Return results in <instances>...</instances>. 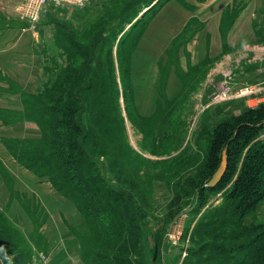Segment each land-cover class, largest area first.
Listing matches in <instances>:
<instances>
[{"label":"trees","instance_id":"obj_1","mask_svg":"<svg viewBox=\"0 0 264 264\" xmlns=\"http://www.w3.org/2000/svg\"><path fill=\"white\" fill-rule=\"evenodd\" d=\"M166 1L156 0L154 6H146L143 8L145 10L139 6L126 17L134 19L142 12L134 22L138 24L148 10L154 9L137 38ZM94 29L99 30L97 27ZM92 31L87 35L89 39L86 45L75 40L73 34L61 35L60 38V34L57 31L55 33V44L65 53L66 62L50 69L51 79L44 91L46 101L54 102L49 103L47 109L57 112L60 107L57 121L64 128V151H58V142L53 137L49 141L52 150L44 151V146L29 145L19 153L14 152V155L28 169L34 170L36 166L38 170L45 169L46 177L56 187L59 186V179H63L64 184L74 192L73 198L81 203L82 217L87 224L84 223L89 226L86 228L87 234H91L89 238L100 231V248L103 250L92 251L88 244H80L85 263L155 264L162 258L166 244L159 231L152 232V240L148 238L146 220L150 208L149 190L140 185L143 181L123 172L127 169L121 167L123 163L104 160L98 164L95 160V156H109L99 133H107L105 128L109 121L115 120V115L106 112L107 103L102 92L111 89L112 96L116 97L117 90L114 66L107 56L112 46L110 48L109 39H105V30L100 29L95 34ZM61 39L64 40L61 42ZM65 42L67 45H63ZM106 42L108 51L103 59L101 48ZM124 42L125 39H120L118 46H123ZM134 45L135 42L131 47ZM78 55L81 58L79 62ZM260 105L220 121L208 133L206 159L196 168L191 178L182 185L178 183V186H174L176 193L167 205L169 219L176 215V206L181 208L183 197H192L197 201L192 214L197 215L198 220L189 238L191 246L181 248L186 252L182 264H264V223L244 225L246 214L264 198V139L257 138L264 127V103ZM94 109H98V113ZM33 110L32 115L28 116L36 120L32 117L36 112ZM85 112L89 116L87 125L82 119ZM152 117H144L143 121ZM53 130L56 131L55 128ZM154 134L156 137L157 134ZM34 147L42 148L43 151L34 150ZM223 150L226 154V169L222 177L214 187H204L220 165ZM167 160H151L150 163H165ZM239 160L240 170L231 182L230 176L236 170ZM113 170L116 181L111 175ZM226 186L228 189L223 191L222 204L203 212L208 200L205 194ZM5 242L10 244L0 249V264H28V247L18 253V243ZM178 253L180 257L181 252Z\"/></svg>","mask_w":264,"mask_h":264},{"label":"rangeland","instance_id":"obj_2","mask_svg":"<svg viewBox=\"0 0 264 264\" xmlns=\"http://www.w3.org/2000/svg\"><path fill=\"white\" fill-rule=\"evenodd\" d=\"M155 2L156 0H89L82 8H76L82 9V20L80 22L74 21L77 18V12L80 10L66 8L64 9L68 15L66 20L62 21V23L53 18L51 20L56 25V31L60 34L59 37L73 34L74 39L81 45H86L85 42L89 39L87 35L92 30L93 34L100 31V29L101 31L105 30V39L108 38V45L110 48L112 46V50L107 56L114 66L117 93L116 97L112 96L111 89L102 93L107 103L106 112L110 113V115H115V120L109 121L105 128L108 131L107 133L102 131L99 133L110 154L107 157L95 156V160L98 164L103 163L104 160H111L112 162L117 160V162L124 164L121 167L127 168L123 170L125 174H130L132 177L143 181L140 185L149 190L148 196H150L149 215L146 220L149 231L148 238L152 240V234L159 231L166 244V250L161 254L162 258L158 259L155 264H182L186 252L182 251L181 248L187 249L191 246L189 238L198 220V216L192 214L197 201L193 200L192 197H183L180 202L181 208L179 209L176 206V215L169 219L167 216V205L176 193V187L174 186H178V183L182 185L184 181L191 178L196 173V168L206 159L208 133L220 121L231 119L249 109L261 106L260 104L264 103V93L259 94L261 89L256 87L260 100L255 99L250 101V103H248L246 97L214 99V94L221 85L220 82L214 86L208 95L207 92L202 95L200 91L194 89L192 83H189L184 86L178 98L172 101L164 99L160 102L152 117L153 119L143 121L145 118L138 114L137 108L134 106L128 74V58H126L125 54L128 53L132 44L136 42L139 32L146 25L148 17L154 12V9L148 10L145 13V17L141 18L142 22L138 24L134 22L142 15V12L138 13L136 19H126V17L130 16L132 10H137L139 6L142 9L146 6L151 8L155 5ZM15 8L13 13L16 14ZM53 8L57 10L60 7ZM51 10L53 9L47 10L40 21ZM17 18L19 21L25 22L27 26L31 24L26 18L18 16ZM40 21L37 23H40ZM133 24L136 25L131 27ZM96 27L99 30L95 31L94 28ZM122 38L125 39V45L123 44V46L119 47L118 43ZM63 40L61 39L60 41L62 42ZM63 45H67L66 42ZM108 45L106 42L101 48L103 49L101 54L103 59H105V52L108 51ZM256 45L258 48L254 52L262 53L264 45ZM63 55L66 57L65 53ZM77 59V62H79L81 59L79 55ZM224 60L225 58L216 61L212 65L211 70L216 68L219 71L220 67L224 66ZM243 87L245 86L240 88ZM45 88L46 85L42 89L43 93L40 92L36 95L37 97L29 96L26 99L27 117L32 115L31 111L35 109L33 111L36 112L32 117L43 128L42 141L28 142L27 147L36 145L44 146V151L52 150L49 141L53 140L54 137L58 142V151H64V128L57 121L61 110L60 107L57 112L47 109L49 107L48 104H54V102L46 101ZM240 88L237 87L236 89ZM237 102H242L245 108L233 112L234 105ZM94 112L98 113V109H94ZM14 116L18 117V114H14ZM82 119L83 123L87 125L89 119L87 112L82 114ZM98 120L100 121L101 119L99 118ZM54 128L56 131L53 130ZM154 133L157 134L156 137ZM257 138L264 139V127L258 133ZM33 149L43 151L39 147H34ZM164 159H169V161L167 160L165 163H150L151 160L162 161ZM240 162L239 160L236 170L230 176L231 182L240 170ZM13 175L16 179L22 177L23 182L27 183L23 169L18 172L13 171ZM111 175L116 181L114 170ZM118 176L120 177V174ZM262 178L264 179V173H262ZM58 183L59 186L55 187L59 190V193L74 204L76 211L81 216V203L76 202L75 198H73L74 192L69 186L64 184L63 179H59ZM203 186L206 187V184ZM226 188L227 186L216 192L205 194L208 200L202 211L204 212L206 209H213V207L221 205L222 200H224L223 191ZM13 199L14 196H10L9 203ZM22 207L25 210L23 213L13 212L10 209V205L0 208V228H3L2 233L0 232V249L5 244H10L5 241H15L18 243V253L22 252L25 247L29 248L28 264H87L82 256L79 262L65 260L62 258L64 255L61 257L63 247L59 241L60 239L63 242L65 240L61 235L60 229L55 227L56 220H52V218H55L52 215L54 212L44 206L40 208V204L35 200L33 202L27 199L23 200ZM64 222L68 229V234L72 235L71 238L78 242L79 245L88 244L92 251L103 250V248H100L102 239H100V231H97V234H93L89 238L91 234H87L88 230L86 232L83 229L80 218L74 213L68 219H64ZM261 223H264V198L244 218L245 226H256ZM179 251L181 252L180 257L177 256Z\"/></svg>","mask_w":264,"mask_h":264},{"label":"crops","instance_id":"obj_3","mask_svg":"<svg viewBox=\"0 0 264 264\" xmlns=\"http://www.w3.org/2000/svg\"><path fill=\"white\" fill-rule=\"evenodd\" d=\"M21 1L0 0V208L10 205L13 212L23 213L25 199L49 208L65 240L59 241L61 257L79 262L81 246L68 234L64 219L74 213L86 230L82 215L46 177L45 169H28L14 155L28 148V142L42 141L41 126L27 117L26 99L42 92L51 79V68L65 64L51 18L62 23L68 15L65 8L53 9L34 31L13 13ZM75 10L80 11L74 21L80 22L82 9ZM256 44L264 45V0H167L127 54L138 114L152 117L160 102L178 98L189 83L208 95L229 71L234 88L257 87L263 94L264 51L254 52ZM222 58L224 66L211 70ZM244 108L237 102L233 112ZM22 169L27 183L13 175Z\"/></svg>","mask_w":264,"mask_h":264},{"label":"built area","instance_id":"obj_4","mask_svg":"<svg viewBox=\"0 0 264 264\" xmlns=\"http://www.w3.org/2000/svg\"><path fill=\"white\" fill-rule=\"evenodd\" d=\"M89 0H22L15 8L18 17L26 18L31 22L30 28L35 31L42 15L53 7L66 9L82 8ZM233 74L231 71L224 75L220 82L219 90L214 94V99H225L229 97H246L248 103L252 100H260L257 95L256 87L245 86L236 89L232 86ZM259 103V102H258Z\"/></svg>","mask_w":264,"mask_h":264},{"label":"water","instance_id":"obj_5","mask_svg":"<svg viewBox=\"0 0 264 264\" xmlns=\"http://www.w3.org/2000/svg\"><path fill=\"white\" fill-rule=\"evenodd\" d=\"M225 169H226V154L225 151L223 150L221 156V163L216 169V171L213 173L212 177L206 183V187H214L219 182Z\"/></svg>","mask_w":264,"mask_h":264}]
</instances>
